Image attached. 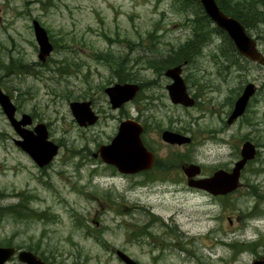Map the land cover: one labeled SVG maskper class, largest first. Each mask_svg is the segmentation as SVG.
I'll return each instance as SVG.
<instances>
[{
  "label": "rangeland",
  "instance_id": "1",
  "mask_svg": "<svg viewBox=\"0 0 264 264\" xmlns=\"http://www.w3.org/2000/svg\"><path fill=\"white\" fill-rule=\"evenodd\" d=\"M180 3L0 0L1 86L19 116L27 113L46 123L50 139L61 145L50 165L38 167L13 142L17 135L0 108V206L15 204L16 194L23 193L32 196L36 209L31 218L0 212V245L32 249L53 264H125L116 249L141 264H264V68L238 55L227 36L199 24V15L206 14L200 3ZM254 18L256 28L248 29L264 49V21ZM34 19L54 44L43 63ZM229 41L236 49L231 61L223 56ZM188 43L193 51L205 46L183 65L189 93L198 100L194 108L173 103L165 87L172 80L145 61ZM18 61L32 71H18ZM124 70L130 73L125 82L141 89L132 103L115 109L104 90L123 83ZM248 82L257 92L246 113L230 124L235 100ZM72 101H91L100 120L80 126ZM129 117L147 127L144 139L157 153L154 170L125 175L93 155ZM171 127L192 142H165L161 131ZM245 140L258 153L243 169L237 190L219 197L188 186L183 164L201 165L203 175L230 169Z\"/></svg>",
  "mask_w": 264,
  "mask_h": 264
},
{
  "label": "water",
  "instance_id": "2",
  "mask_svg": "<svg viewBox=\"0 0 264 264\" xmlns=\"http://www.w3.org/2000/svg\"><path fill=\"white\" fill-rule=\"evenodd\" d=\"M206 14L215 22V24L223 29L234 41L237 50L248 59L259 62L264 65V54L258 49V43L252 36L246 26L236 17L229 15L219 6L216 0H199ZM35 37L39 45V58L45 61L46 57L53 51V44L47 29L37 20H33ZM182 65L168 68L165 74L174 79V82L168 85L170 96L173 102L181 103L185 106L194 104V98L187 91V84L181 75ZM139 90L137 83H116L105 89L109 95L113 108L122 106L125 102L134 98ZM256 92V85L253 82L248 83L241 95L237 98L233 111L230 115L229 122L242 115L249 103L250 98ZM0 104L3 107L9 121L15 129L22 134L23 140H19L18 144L37 162L40 167L48 165L59 151V145L49 139L48 129L45 123H39L37 126V135L30 134L20 129V126L30 124L32 122L29 114H24L21 120L15 117L16 106L12 102L10 95L5 93L0 86ZM71 110L78 124L81 126L92 125L99 119L98 114L93 110L91 101H72L70 103ZM26 118V119H24ZM21 123V124H20ZM20 124V125H19ZM143 126L134 119H126L121 121L119 130L110 144L102 145L99 149L101 158L108 164H112L123 173H136L141 170L150 168L154 163V154L145 146L141 134ZM165 141L170 143H186L191 139L179 133L166 130L162 133ZM256 155V147L250 141L243 145L242 156L232 172L220 169L211 177L201 179H190L189 185L205 188L213 194H226L235 190L240 183L241 169L245 163L254 158ZM188 176H194L200 173L201 169L198 165L190 164L185 168ZM1 196V193H0ZM24 264H53L42 259L31 250L18 249L15 246H0V264H7L8 261L16 255ZM118 257L125 264H141L125 251L118 249L116 251ZM80 264V263H75Z\"/></svg>",
  "mask_w": 264,
  "mask_h": 264
},
{
  "label": "trees",
  "instance_id": "3",
  "mask_svg": "<svg viewBox=\"0 0 264 264\" xmlns=\"http://www.w3.org/2000/svg\"><path fill=\"white\" fill-rule=\"evenodd\" d=\"M180 1V5L182 7H186L188 5L193 6L194 4H199L197 0H178ZM44 3V2H43ZM218 3L220 4L221 8L227 12L230 15L235 16L238 18L247 28H256V22L257 21H251L250 18L261 20L260 22L264 21V11L259 10L258 4L256 0H242L239 2H233V0H218ZM45 4V3H44ZM199 6V5H198ZM200 21L199 24H206L208 26V29L210 31L214 30L215 33L218 35H223L224 37L227 36L228 40L231 39L224 30L220 29L217 25L213 24L212 20L205 14V15H199ZM212 24V25H211ZM201 28H197L195 30V33L199 32ZM150 39L155 38L154 33L149 34ZM212 40V39H211ZM193 41L195 39H191V44H193ZM210 42V39L205 40V44L207 45ZM230 42V41H229ZM190 45L188 43L187 46H181L179 49H174L176 46H173L170 50V55L163 54L161 51L157 53H153L151 56H147L145 58V61L148 62L149 66L151 68H154V70L158 73H162L165 71L168 67H171L173 65H178L184 63L186 60L187 62L192 61L194 55L197 53H200L202 51V46L200 45L197 48H194L197 51H193L190 48ZM192 47V46H191ZM225 50V49H224ZM229 52L223 53V56L226 57L228 61H231L232 58L235 55V47L233 45H229ZM158 51V48H157ZM238 55H240L238 53ZM241 56V55H240ZM116 62H121V64H124V62L120 60H125L119 57H116ZM137 62H139L138 59H135ZM246 60V59H245ZM14 62V61H13ZM235 63V62H234ZM11 65H7V68H9ZM18 71L20 72H29L32 71V66L30 64L23 63L22 61H18ZM122 66V65H121ZM120 81H125L129 79L130 73H127L126 70L124 72L119 73ZM1 213H9L13 215L14 217L20 216L21 218H31L34 215H36V209L29 205L28 202L21 203V204H13L11 206L6 207H0ZM8 244H12L9 242ZM240 245V244H239ZM264 246V243H263ZM253 250H255V245H249ZM32 248V247H30ZM45 258V257H44ZM47 259V258H45Z\"/></svg>",
  "mask_w": 264,
  "mask_h": 264
},
{
  "label": "flooded vegetation",
  "instance_id": "4",
  "mask_svg": "<svg viewBox=\"0 0 264 264\" xmlns=\"http://www.w3.org/2000/svg\"><path fill=\"white\" fill-rule=\"evenodd\" d=\"M258 3H261L262 5H264V0H259V2ZM259 8V7H258ZM260 10V9H259ZM261 11H263L262 9H261ZM230 44H232L231 42H229ZM204 47L205 46H203L202 47V51H203V49H204ZM218 48H220V46L218 47ZM262 52L264 53V49H262ZM262 68H264V66L262 65V64H260V63H258ZM171 83H168V84H166V89H167V91H168V95H169V89H168V85H170ZM0 85H1V83H0ZM7 93V92H6ZM10 95V94H9ZM11 97V96H10ZM12 99V98H11ZM12 101H13V99H12ZM13 103L15 104V102L13 101ZM197 104H198V100H197V98H196V104H195V106H197ZM179 105V104H178ZM15 106H16V112H15V117L18 119V120H21L23 117H24V114L25 113H22L21 114V116H19V113H20V110H19V108H18V106L15 104ZM194 106V107H195ZM194 107H192V108H194ZM0 108H1V110L4 112V110H3V107L1 106V104H0ZM4 114H5V112H4ZM31 116V115H30ZM8 119V118H7ZM24 119H26V118H24ZM31 119H32V122L30 123V124H26V125H21L20 126V129H22V132H23V130L25 131V132H29L30 134H33V135H37L38 134V131H37V126H38V124H39V122H35V120H34V118L31 116ZM9 121V120H8ZM10 122V121H9ZM10 124L13 126V124L10 122ZM21 124V123H20ZM19 124V125H20ZM120 125V124H119ZM119 125H118V128H117V132H118V130H119ZM46 126H47V124H46ZM47 129H48V131H49V128H48V126H47ZM13 130H14V132H15V134L17 135V137H13V142L15 143V145L19 148V149H22V150H24L19 144H18V141L19 140H23V137H22V134H20L16 129H15V127L13 126ZM163 130H165V129H163ZM168 130H175L173 127H171V128H168ZM144 132H143V142H144V144H145V146L149 149V150H151L150 149V147H149V145H148V143H147V140L146 139H144V134H145V132L147 131V128L144 126V130H143ZM117 134V133H116ZM115 134V135H116ZM113 139V138H112ZM111 139V140H112ZM111 142V141H110ZM109 142V143H110ZM103 144H101L100 146H99V148H98V150L97 151H95L94 153H93V155L94 156H96L97 158L99 157V160H101L102 161V159H101V157H100V152H99V149H100V147L102 146ZM59 146L61 147V145L59 144ZM152 151V150H151ZM30 156V155H29ZM31 157V156H30ZM32 158V157H31ZM33 159V158H32ZM34 160V159H33ZM157 160V159H156ZM35 161V160H34ZM54 161V160H53ZM52 161V162H53ZM51 162V163H52ZM103 162V161H102ZM35 163L37 164V162L35 161ZM50 163V164H51ZM156 163V162H155ZM49 164V165H50ZM106 164V163H105ZM38 165V164H37ZM107 165H109V164H107ZM48 166V165H47ZM47 166H45V167H47ZM38 167H39V165H38ZM113 169L115 168L118 172H119V170L116 168V167H112ZM122 174H125V173H122ZM125 175H131V174H125ZM2 196H3V193H2ZM16 196H17V198H18V201L15 203V204H21V203H26V202H28L29 203V205L31 206V202H32V200H30V198L32 197L31 195H28V194H23V193H17L16 194ZM27 199H29V201H27ZM151 224V223H150ZM14 258H17L18 259V257L17 256H15V257H13V259ZM13 259H12V261H13ZM9 264H11V263H9ZM20 264H24V263H22V262H20Z\"/></svg>",
  "mask_w": 264,
  "mask_h": 264
},
{
  "label": "bare ground",
  "instance_id": "5",
  "mask_svg": "<svg viewBox=\"0 0 264 264\" xmlns=\"http://www.w3.org/2000/svg\"><path fill=\"white\" fill-rule=\"evenodd\" d=\"M231 64V63H230Z\"/></svg>",
  "mask_w": 264,
  "mask_h": 264
}]
</instances>
